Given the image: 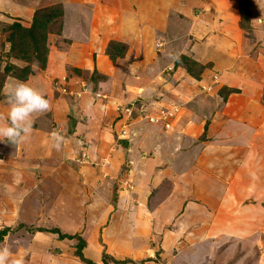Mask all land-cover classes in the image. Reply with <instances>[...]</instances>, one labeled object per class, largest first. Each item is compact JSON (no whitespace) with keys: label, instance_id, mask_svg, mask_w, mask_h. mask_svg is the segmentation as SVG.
Listing matches in <instances>:
<instances>
[{"label":"crops","instance_id":"1","mask_svg":"<svg viewBox=\"0 0 264 264\" xmlns=\"http://www.w3.org/2000/svg\"><path fill=\"white\" fill-rule=\"evenodd\" d=\"M28 2L0 0L4 6L0 10L17 8V12H23L29 8ZM72 2L68 10L65 7L67 12L58 34L62 41L50 44L49 53L55 60L64 54L72 65L70 75L64 73V66L61 76L62 80L68 78L66 84L77 92V97L76 94L74 98L57 95L56 81L51 74L49 77L43 74V69L33 68L34 73L25 80L7 76L0 98V116H6L8 110L4 89L17 80L42 89L50 108L35 116L27 139L16 144L0 142V160L9 161L8 170H15L21 177L31 175L42 188L41 196L51 197L49 188H55L53 198L57 210L75 226L74 229H69V225L64 230L59 228L62 232H74L78 222H89V230L101 231L103 224L108 223L109 228L121 231L127 227L116 226L121 217L130 229L137 228L135 225L139 229L146 227L159 239L158 255L162 259L159 264H192L198 255V264H207L210 246L215 255L225 258L233 247L243 250L239 240L253 235L250 226L264 222L259 220L264 211L244 200V193L249 194V188L254 189L261 183L255 182V186L254 181L241 174L264 158V115L254 116V111L264 103V29L260 37L257 34L260 44L246 34L239 25L238 0ZM261 3L264 5V0H249L247 7L252 16L264 13V6L261 14L257 9ZM175 10L186 17L181 18L178 13H174L177 16L174 19L169 17ZM182 19H187V27L181 37H176L180 34L176 25ZM252 20L253 17L249 21ZM110 40L127 46L125 54L114 61L105 53ZM158 41L163 42V47L156 54ZM171 43L177 50L175 53L167 50ZM182 53L204 65L197 78L184 64L173 66L171 58L176 59ZM165 66H173V71L164 72ZM60 72L57 75L53 72L54 77ZM149 73L156 74L154 84ZM145 77L157 94L170 98L190 94L185 90L194 89L192 96L186 97L189 98L186 103L191 99L195 102L188 105L190 112L186 110L172 128L165 129H170L175 139L174 151L170 153L163 150L162 139L153 137L159 130L145 126V123H156L136 119L131 124L129 138L116 139L112 132V125L118 126L113 122L119 114L115 109L117 103L133 99L138 93L152 94L138 86ZM203 83L215 89L201 92L198 88ZM222 87L234 88L225 100L216 89ZM82 90L87 91L89 99L100 92L94 106H85L82 98H78ZM192 105L200 110L196 111ZM95 107L102 112L93 117L91 111ZM52 131L65 136L59 150L52 147ZM83 140L92 161L87 164L72 159L79 153L75 150ZM255 149L260 153L254 154ZM16 161L20 163L18 167ZM215 164L231 166V181L222 183V178L208 181L215 176L214 170L222 173ZM192 169L199 174L200 182L186 184V175ZM101 210L105 212L102 217ZM120 235L115 232L118 242L131 239L138 244L135 231L128 238ZM215 239L220 243L219 250L214 246ZM83 250H90L89 242ZM96 251L93 250L97 255L92 260L99 262L101 253ZM112 251L128 253L119 247ZM149 261L147 258L144 264H155Z\"/></svg>","mask_w":264,"mask_h":264},{"label":"rangeland","instance_id":"2","mask_svg":"<svg viewBox=\"0 0 264 264\" xmlns=\"http://www.w3.org/2000/svg\"><path fill=\"white\" fill-rule=\"evenodd\" d=\"M72 1L73 0H30V2H28L30 4V6H28L29 8L27 7L24 8L23 12L22 11L17 12L16 11L17 8L13 11H9L7 9L0 10V76L3 74L2 69L4 65L9 62H12L16 66L26 64L25 60L17 59L16 57L17 55H14V53L9 49L10 43L7 40V36L10 32L9 25L12 22L17 21L27 27L32 22V17L34 15L35 9L38 8L37 10L39 9L46 10L48 8L51 13L56 14L51 18V20L46 25L47 28L50 29V32L48 34L49 36L48 42L49 44L53 45V42L62 41L59 39L60 35L58 34L60 33H56V32H58V30L61 28L63 18L65 17L63 16L64 12H67L68 6L70 5V3H73ZM21 2H23V0H21ZM248 4L249 3L247 4L245 3V0H241V5H239L240 6L239 25L240 27L244 28V31L248 36L254 38L255 43L260 44L262 41L260 38H258V35L260 37V34L262 33L261 30L264 29V13L261 14L264 5L263 3H261L257 7L258 12L261 15L256 16L255 14L254 16H252L251 11L249 12V14L243 13L245 11V8L248 6ZM0 6L4 7L2 5ZM65 7L67 8V10L65 9ZM195 8L196 7H194V10ZM174 13H178L179 17L181 18L186 17L177 10L172 12V14L169 17H171L172 19L177 17L175 16ZM252 17L254 18V20L249 21L252 19ZM185 20L187 19H182V21L180 20V25H176L177 22L175 23L176 29L180 33L176 37H181V34L185 32L184 29L187 27V23L185 22ZM250 22L253 24H250ZM50 37L52 41L50 40ZM159 38L162 37L159 36ZM160 42L162 43V45L158 48L156 47L157 49L155 48L156 54H159L160 50L163 47V42L162 41ZM61 45H63V43H61ZM50 48L51 46H49V50ZM169 49L171 50L170 51L171 53H175L177 51L174 48V43L167 45V50ZM52 58L53 57L48 52L46 65L45 68L42 70L43 74L47 75V77H49V74H51V77L54 78V81L56 82L55 84L53 82V84L56 86L55 90L57 92V95L61 94V96L65 98L66 97L74 98L76 94L77 97V92L76 91L73 92V90L68 88L69 85L66 84L68 78H66V80H62L63 77L61 76L62 75L61 69L64 66H65L64 73L70 75L69 70L72 69V65L68 64L70 62L66 60L64 54L56 57L57 60ZM171 60L174 61L173 66H175V59L171 58ZM172 67L165 66L164 67L165 69L163 68L164 72L167 71L166 73H168L169 71H173ZM53 72H55L56 75L58 74L56 72H60V74L59 76L54 77ZM194 72L198 74L199 70L197 68H194ZM155 75L156 74L149 73V78L151 81H153L152 84L155 83V80H153V76ZM162 76L164 75L162 74ZM166 78L165 80L168 79ZM57 79H61L62 81H58ZM148 82H149L148 78L145 77V79L140 80L138 86L142 88L141 90L151 91L152 94H144L145 96H142L138 93L135 97H133V99H129L124 103L116 104L115 109L118 111V113L120 112V108L122 106H126V107L134 106V105L135 106L132 112L131 122H127V126L125 128L126 129L125 135L121 136L120 134V129H119L120 122L118 123L117 121L119 116H116V119L115 118L113 119V122L115 123L116 121L118 126L112 125L111 127L112 132L116 139H121L124 137L127 138L130 132L131 124H133L136 119H137L136 121H141L142 123H144V121L145 122L148 121L150 123H156L155 125H150L145 123V126L148 128H155L159 130L156 131V134L153 135V137H156V139L159 141L162 139L161 146L163 150L170 153L174 151L173 145L175 144V139H174V135L170 134L171 130L170 129L165 130V129H168L170 127L172 128L173 126L172 124L174 123V121L182 117L184 115V112L186 113V110L187 113L190 112L188 110V105L193 104L195 102L194 100L191 99L189 102L186 103V101L189 99L186 97L189 95L192 96L194 89L192 87V89L185 90L190 94H182L181 96L176 97L177 98L176 99V98H170L164 94H157L154 91L151 84H149ZM94 85H97V83L94 82ZM201 85L207 87L209 86V84H204V83ZM144 86H146L145 89H143ZM198 89H200L201 92L208 93L215 88L213 87L212 89L210 86V88L203 90L199 85ZM216 89L218 91V94L223 98V100H225L227 94L231 92V89L227 87H222L221 89L216 88ZM86 92L87 91L85 90L80 91L78 94V96L79 95L80 96L78 98H82L85 106H88L90 104L91 106H94V102L97 103L96 98H99L98 96L100 92H96L94 94L95 99L94 98L89 99L88 95H86ZM262 99L264 100V96ZM88 100L89 103H87ZM259 106L260 108L254 111V116L257 114H262L261 117H263L264 103L260 104ZM192 108L193 109L195 108L196 111L200 110L197 105H192ZM92 110L93 112L91 111V115L93 117L98 116L99 111L102 112V110L98 109L97 107L93 108ZM163 111L164 112L166 111L168 115L163 117L162 116ZM151 116L154 117V120H150ZM166 124H168V126H166ZM162 131L164 133H162ZM153 137L151 138V141H153ZM79 144L80 147L77 150H75L76 152L79 153H77L76 156L73 157L72 159L74 161L79 162L80 164L82 163L87 164L92 162L88 158L87 155L88 151L85 148L86 143L84 142V140L81 141ZM257 153L260 152L255 149L254 154L257 155ZM261 160L262 161L260 163L256 162L254 165L250 166L251 168L249 171L247 170L244 173L241 172V174L242 176H244L245 179H247L246 177L248 176V179L254 181V184L255 182L261 183L260 185L258 184L259 186L254 189L249 188L250 193L249 194H246V192L244 193V196H246L244 200L247 203H252L253 207L254 205H256V207H259L264 211V173H263L264 169L262 171V164H264V158ZM8 163L7 160L4 161L0 160V172H1L0 173V229L4 227H9L10 230L3 236V239L0 241V244H4V243L9 244L14 254H20L26 252L25 264H85L82 261H80L78 257L74 255V249L76 244L75 238L62 239L59 238L55 232L50 231V229L54 227L62 228V230H64L65 228H67V225H69L68 227L69 229L75 228V226L71 222H69L67 217L63 216L60 210H57L55 204L56 200L53 198V196L55 195V188L54 187L49 188L48 192L51 195V197L41 196L42 188L40 185H36L37 183L35 182L34 178H32L31 175L30 176L26 175L21 177V175L16 174L15 170L9 171ZM19 164H20L19 162L17 161L15 162V165L17 167L19 166ZM215 165L217 166L218 164ZM224 165L219 164L218 167L221 168L222 173L219 171V169L214 170L213 173L215 176H212V179L209 177L208 181H216L219 180L220 178H222L220 180L222 183H227L231 181L230 179L233 178L232 174L230 173L231 166H228L227 164ZM181 166H183L182 161H181ZM193 170L194 169L191 170V173L186 175V178L188 179V182H186V184L192 182H200V180H198V178L200 177L199 174H197ZM21 178H23L24 182H27V184H23L24 182L21 183ZM113 198H115V194H113ZM99 213H101V217H102L104 216L105 212L104 210H101L99 211ZM129 218L131 221L132 220L131 215L129 216ZM255 218L256 217L252 219ZM263 219L264 216L262 218L260 216L259 220L262 221ZM88 224L89 222L88 223L78 222V227L75 230L76 232L71 231L72 233H70V234L76 233L79 235L81 234L82 238L86 241V244L89 242L90 250H83L84 256L86 258L92 260L97 255L95 254V252H93V250L95 249L97 250L96 252L101 253V259H102V252L106 251L107 253L111 254L112 256L118 259H123L128 257L139 262L142 259L146 260L147 258H150L149 262L151 263L159 264L162 262V259L158 255V253H160L159 239L151 235V233L149 232L150 229H147L146 227H141V229H139L138 228L139 226L135 225V227L137 228L132 227L131 228L133 229L132 231L128 227V225L124 223V219L121 217L119 218V221L116 224V226L118 225L127 226L125 229L121 231H117L113 228H109V226L107 225L108 223L103 224L104 227L101 229V231L99 230L96 231L95 229H93L94 230L93 231V230H89V226H87ZM95 225L97 226V224ZM263 226H264V222L260 224L255 223L253 224V226H250V228L252 229L251 234L253 235H249L248 238L246 239L239 240L240 241L239 246H241L243 250L238 251L236 247H233L229 251L230 254L226 258L224 257V255L223 256L215 255L214 252L216 251L213 252L212 250L213 247L210 246L209 249L207 250V254L209 253L210 259L206 263L207 264H213V263L214 264H264ZM40 228L42 230H40ZM144 229L147 230V232ZM134 231L136 232L138 244H134L131 239L128 240L122 239L121 241L118 242L117 239L114 238L115 232L117 233L120 232L122 233V235L120 236L128 238L130 235L134 234ZM142 232L145 235H143ZM225 241L226 240H222V242ZM215 242H217V244L214 246L217 248V250H219L220 243L218 242V239H215ZM222 242H221V246L224 247L225 244ZM115 247L116 248L119 247L120 249L124 250V252H128V253H124V254L114 253L112 250L115 249ZM204 251L202 250L203 254H206ZM100 262L102 263V261H99L98 263ZM198 263H199V255H198V259L195 260L192 264H198Z\"/></svg>","mask_w":264,"mask_h":264},{"label":"trees","instance_id":"3","mask_svg":"<svg viewBox=\"0 0 264 264\" xmlns=\"http://www.w3.org/2000/svg\"><path fill=\"white\" fill-rule=\"evenodd\" d=\"M238 2L239 5H241V0H238ZM245 3H249V0H245ZM37 9L34 11L32 22L29 26L26 27L17 21H14L9 25L10 32L7 36V40L10 43L9 49L14 53V55H17V59L25 60L26 64L24 65L26 66H16L12 62L4 65L2 69L3 74L0 76V98L2 96V86L4 85L3 82L7 76H12L13 78L19 80H25L30 74L34 73V69L32 67L33 64L38 65V67L35 69L42 70L45 68L50 46L48 42V34L50 29H48L46 25L56 14L51 13L48 8L46 10ZM243 13L249 14L248 7L245 8ZM56 33H61V28ZM126 49L127 46L125 43L116 40H110L106 46L105 53L112 61H114L117 57H122L125 54ZM179 63L184 64L187 71L196 78L198 77V74L194 72V68H197L199 71L204 68V65L192 60L190 57L184 54H181L175 59V65H178ZM92 79L95 80V74L92 75ZM229 89H231V92L234 90V88ZM9 230V227L0 229V241ZM40 230L42 229L40 228ZM50 231L55 232L58 237L62 239H77L74 255L85 264H144L145 262L143 259L137 262L128 257L118 259L106 251L102 252V263L94 262L86 258L82 252V249L86 244V241L82 238V236L76 233L68 234L62 232L58 227H54L50 229Z\"/></svg>","mask_w":264,"mask_h":264},{"label":"clouds","instance_id":"4","mask_svg":"<svg viewBox=\"0 0 264 264\" xmlns=\"http://www.w3.org/2000/svg\"><path fill=\"white\" fill-rule=\"evenodd\" d=\"M24 66L26 65H20ZM32 67L36 68L38 65L33 64ZM4 95L8 110L6 116H0V142L16 144L30 136L35 116L47 112L50 101L42 89L27 81L9 83L4 89ZM51 139L52 147L59 150L65 136L61 132L53 131ZM25 255L26 252L14 254L7 243L0 244V264H25Z\"/></svg>","mask_w":264,"mask_h":264},{"label":"built area","instance_id":"5","mask_svg":"<svg viewBox=\"0 0 264 264\" xmlns=\"http://www.w3.org/2000/svg\"><path fill=\"white\" fill-rule=\"evenodd\" d=\"M162 45V43L160 41L156 42L155 43V46L158 48ZM201 88L203 90H206L208 88H210V85L207 87V86H202L201 85ZM135 106V105H134ZM134 106H129V107H126V106H122L120 108V112L117 116H119L118 118V123L120 122V134L121 136H124L125 133H126V126H127V122H131V116H132V112H133V109H134ZM168 115V113L165 111L162 112V116H166ZM150 120H154V117H150ZM166 126H168V124H166ZM79 157V156H78Z\"/></svg>","mask_w":264,"mask_h":264}]
</instances>
